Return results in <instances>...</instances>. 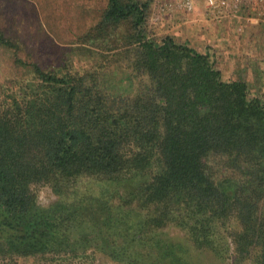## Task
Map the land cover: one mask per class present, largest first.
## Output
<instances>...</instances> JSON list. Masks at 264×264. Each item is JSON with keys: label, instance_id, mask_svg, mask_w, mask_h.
Here are the masks:
<instances>
[{"label": "trees", "instance_id": "obj_1", "mask_svg": "<svg viewBox=\"0 0 264 264\" xmlns=\"http://www.w3.org/2000/svg\"><path fill=\"white\" fill-rule=\"evenodd\" d=\"M148 7L107 0L81 37L126 48L120 84L28 61L0 30L26 72L0 97V264H264V91L212 47L151 37Z\"/></svg>", "mask_w": 264, "mask_h": 264}, {"label": "rangeland", "instance_id": "obj_2", "mask_svg": "<svg viewBox=\"0 0 264 264\" xmlns=\"http://www.w3.org/2000/svg\"><path fill=\"white\" fill-rule=\"evenodd\" d=\"M137 1L149 3L147 29L151 37L160 40L170 34L200 49L212 47L225 75L242 76L254 91H264V15L256 0H239L236 11L224 10V16L215 15L206 0ZM187 1L192 2L191 7ZM106 4L107 0H0V30L22 44L20 53L26 60L44 68L111 71L117 83H126L132 70L119 54L126 48L122 44L101 48L81 38L98 23ZM25 75L16 68L11 53L0 47V97L12 81ZM38 194L43 204L56 199L49 186H40ZM164 231L185 241L184 232L175 225ZM201 258L215 264L209 256ZM29 264L35 263L30 260Z\"/></svg>", "mask_w": 264, "mask_h": 264}, {"label": "built area", "instance_id": "obj_3", "mask_svg": "<svg viewBox=\"0 0 264 264\" xmlns=\"http://www.w3.org/2000/svg\"><path fill=\"white\" fill-rule=\"evenodd\" d=\"M207 1V4H208V7L213 9V13L215 15H218L219 16H224L223 14V11L224 10H228V11H233L235 10L236 11V7H237V2L239 0H206ZM241 3H242V0H240ZM256 4L258 5V8L260 10H262V14L264 15V0H256ZM186 5L187 6H192V2L191 1H187L186 2ZM216 11L218 12L216 14Z\"/></svg>", "mask_w": 264, "mask_h": 264}]
</instances>
